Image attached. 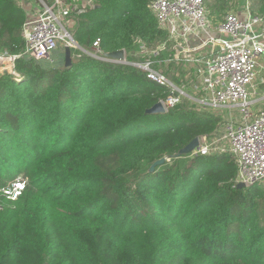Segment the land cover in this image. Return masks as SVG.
I'll use <instances>...</instances> for the list:
<instances>
[{
    "label": "trees",
    "instance_id": "obj_1",
    "mask_svg": "<svg viewBox=\"0 0 264 264\" xmlns=\"http://www.w3.org/2000/svg\"><path fill=\"white\" fill-rule=\"evenodd\" d=\"M91 1L69 13L85 51L97 39L104 52L168 39L151 0ZM251 1L263 14L264 0ZM233 2L215 0L210 14ZM26 19L18 0H0V50L23 49ZM71 48L68 66L18 58L19 77L0 75V189L27 179L0 210V264H264V188L233 186L227 151L174 157L221 117L187 100L147 114L165 86ZM161 157L171 159L139 171Z\"/></svg>",
    "mask_w": 264,
    "mask_h": 264
},
{
    "label": "built area",
    "instance_id": "obj_2",
    "mask_svg": "<svg viewBox=\"0 0 264 264\" xmlns=\"http://www.w3.org/2000/svg\"><path fill=\"white\" fill-rule=\"evenodd\" d=\"M26 5L35 15L29 18L26 12L24 47L17 54L0 50V75L19 77L18 58L46 66L64 64L65 47L78 46L64 26L65 18L73 10L94 6L91 0H27ZM148 7L158 26L167 31L166 41L149 48L137 40L134 48L124 49L123 59L105 56L99 39L90 51L78 47L95 58L131 65L165 86L167 94L158 100L165 112L187 100L198 110L218 114L219 126L212 134L199 136L192 153L227 151L237 167L233 186L242 182L264 188V110H253L249 98L258 60L264 54V13L253 12L251 0H244L243 15L230 11L217 20L210 16L205 0H151ZM190 40L195 43L191 45ZM169 44L171 50L166 51ZM163 65L179 68L178 83L161 70ZM26 184L27 179L17 175L2 187L3 197L15 201Z\"/></svg>",
    "mask_w": 264,
    "mask_h": 264
},
{
    "label": "rangeland",
    "instance_id": "obj_3",
    "mask_svg": "<svg viewBox=\"0 0 264 264\" xmlns=\"http://www.w3.org/2000/svg\"><path fill=\"white\" fill-rule=\"evenodd\" d=\"M76 0H65V2H67V3H71V2H75ZM242 1L243 0H234V2L232 3V5H231V7H229V8H227V9H224L222 12H221V14H217V18H220V17H222L223 15H225L227 12H230V11H236V10H238V9H240L241 8V3H242ZM33 2V1H32ZM205 3H206V7H207V9H208V11H210L211 10V6L212 5H214L215 4V0H205ZM212 8H213V6H212ZM33 13V15H35V11H34V9H33V11H32ZM219 13V12H218ZM64 26L71 32L72 31V29H73V19L68 15L66 18H65V20H64ZM74 46V45H73ZM171 47H172V45L171 44H169L168 45V47H167V49H166V51H169V50H171ZM74 49H79L80 50V48L78 47V46H74L73 47ZM72 49V48H71ZM165 53H167V52H165ZM183 68V67H182ZM162 69L164 70V69H167L169 72H168V75H170L171 73H173V76H175L176 77V74H175V72L179 69V68H177V67H175V66H169V65H163L162 66ZM186 84L188 83V81L187 82H185ZM169 159H171V158H169V157H166V160L165 161H167V160H169ZM151 162H149V161H144V162H142L141 164H140V166H139V171H144V170H146L147 168H148V170H149V168H150V166H151ZM156 168V167H155ZM154 168V169H155ZM0 205L2 206L3 205V208H1L0 210H3V211H7V212H10V211H12V209H10V207L11 208H13L12 206L13 205H11L10 203H7V201H6V199L3 197V195H2V187H1V189H0ZM7 208H9V209H7ZM2 211V212H3ZM260 214H261V216H260V219H261V221L262 222H264V205L263 206H261V208H260Z\"/></svg>",
    "mask_w": 264,
    "mask_h": 264
},
{
    "label": "water",
    "instance_id": "obj_4",
    "mask_svg": "<svg viewBox=\"0 0 264 264\" xmlns=\"http://www.w3.org/2000/svg\"><path fill=\"white\" fill-rule=\"evenodd\" d=\"M105 56L114 58V59H123L124 58V49H117L114 51H109L104 53ZM72 58H71V51L70 47H65V57H64V65L68 66L71 64ZM145 113L147 114H154V113H165V109L163 108L162 104L157 101L154 103L151 107L147 108L145 110ZM198 148V136L194 137L188 144H186L184 147L178 150L176 154H174V157H179L184 154L192 153L194 150ZM171 158V157H170ZM166 160V157H161L154 162H152L149 171H153L154 168L158 165H162ZM237 188L245 187L244 183L240 182L236 185Z\"/></svg>",
    "mask_w": 264,
    "mask_h": 264
},
{
    "label": "crops",
    "instance_id": "obj_5",
    "mask_svg": "<svg viewBox=\"0 0 264 264\" xmlns=\"http://www.w3.org/2000/svg\"><path fill=\"white\" fill-rule=\"evenodd\" d=\"M18 2L19 4L21 3L20 5H23V8L25 9L26 12L28 11L27 15L29 18L34 16L32 14L33 10L29 8L30 7L29 5H26L27 0H18ZM243 3H244V0L241 3V8L234 11L238 13L240 16L243 15V8H242ZM209 14H210V11H209ZM210 16L214 20L219 19L215 15L210 14ZM189 42L191 45L195 43V41H192V40H190ZM263 42H264V38H263ZM253 83L254 84L249 89V92H250L249 98L252 100L251 104H252L253 110L255 111L260 110V109L264 110V54L258 60L256 78Z\"/></svg>",
    "mask_w": 264,
    "mask_h": 264
}]
</instances>
